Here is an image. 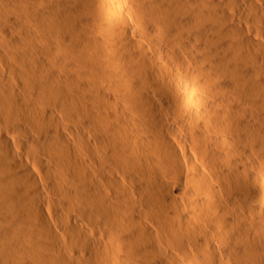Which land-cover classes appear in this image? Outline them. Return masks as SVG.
I'll return each instance as SVG.
<instances>
[{
  "label": "bare ground",
  "instance_id": "6f19581e",
  "mask_svg": "<svg viewBox=\"0 0 264 264\" xmlns=\"http://www.w3.org/2000/svg\"><path fill=\"white\" fill-rule=\"evenodd\" d=\"M0 264H264V0H0Z\"/></svg>",
  "mask_w": 264,
  "mask_h": 264
}]
</instances>
